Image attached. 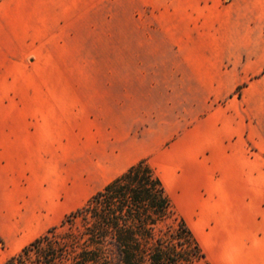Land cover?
Wrapping results in <instances>:
<instances>
[{
    "label": "rangeland",
    "instance_id": "1",
    "mask_svg": "<svg viewBox=\"0 0 264 264\" xmlns=\"http://www.w3.org/2000/svg\"><path fill=\"white\" fill-rule=\"evenodd\" d=\"M197 10L195 0H0V121L5 101L41 84L42 99L56 101L59 108V131L55 147L36 167L39 179L33 187L44 201L46 190L75 191L88 178L91 184L83 203L49 225L59 228L141 160L160 175L176 214L184 218L177 142L194 111L229 102L244 115L264 117V70L243 77L240 85L237 76L220 75L230 67L223 64L220 70L210 57ZM216 79L221 89L210 90ZM66 106L89 112V120L69 115ZM114 149L120 156H138L93 186L109 174L113 157L108 153ZM3 162L0 150V173ZM29 183L22 181L20 200ZM16 189L8 201L0 197V264L47 233L44 228L19 234L13 223L30 221L2 217L1 212L11 215L17 207ZM187 223L197 231L195 219Z\"/></svg>",
    "mask_w": 264,
    "mask_h": 264
},
{
    "label": "crops",
    "instance_id": "2",
    "mask_svg": "<svg viewBox=\"0 0 264 264\" xmlns=\"http://www.w3.org/2000/svg\"><path fill=\"white\" fill-rule=\"evenodd\" d=\"M195 1L199 6L195 17L200 32L208 37L210 57L218 61L220 70L223 64L230 67L220 75H235L240 85L243 77L263 71L264 0ZM210 86V90L221 89L217 79ZM29 88L17 99L5 101L0 121L2 202L4 198L8 201L11 190L17 188L19 193L22 181L31 180L23 200L18 194L13 213L1 212L5 219L30 221L26 226L14 222L19 234L48 231L53 227L50 222L83 203L91 188L88 172L82 171V178L86 174L88 179L80 189L46 190L45 200L39 198L40 190L33 187L39 179L36 167L43 155H48L47 149L55 147L60 111L56 101L42 99L41 84ZM64 109L69 115L84 114L89 120V112L83 113L80 107ZM179 131L177 168L183 216L186 222L195 219L197 231H192L208 263L264 264V117L251 118L234 110L229 102L205 105L194 111L189 124ZM137 156L110 151L108 158L113 157V165L107 169L109 174L103 173L92 185L106 181ZM60 197L63 203L53 207Z\"/></svg>",
    "mask_w": 264,
    "mask_h": 264
},
{
    "label": "trees",
    "instance_id": "3",
    "mask_svg": "<svg viewBox=\"0 0 264 264\" xmlns=\"http://www.w3.org/2000/svg\"><path fill=\"white\" fill-rule=\"evenodd\" d=\"M4 264L209 263L162 178L141 160Z\"/></svg>",
    "mask_w": 264,
    "mask_h": 264
},
{
    "label": "bare ground",
    "instance_id": "4",
    "mask_svg": "<svg viewBox=\"0 0 264 264\" xmlns=\"http://www.w3.org/2000/svg\"><path fill=\"white\" fill-rule=\"evenodd\" d=\"M16 218H17V217H16ZM24 220H25V218H24ZM22 222H23V221H22ZM17 224H18V223H15V224L13 223L14 228H16ZM19 226H20V225H19ZM21 227H22V226H21Z\"/></svg>",
    "mask_w": 264,
    "mask_h": 264
}]
</instances>
